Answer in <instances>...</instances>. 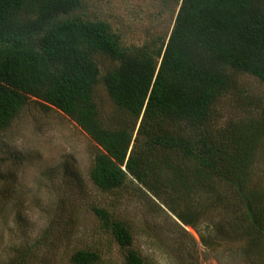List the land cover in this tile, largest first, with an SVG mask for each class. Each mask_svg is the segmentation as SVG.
<instances>
[{
  "label": "trees",
  "instance_id": "trees-1",
  "mask_svg": "<svg viewBox=\"0 0 264 264\" xmlns=\"http://www.w3.org/2000/svg\"><path fill=\"white\" fill-rule=\"evenodd\" d=\"M83 1L0 0V132L31 103L60 111L95 143V187L131 189L151 202L153 195L207 249L213 246L201 230L203 213L191 197L217 193L222 183L238 202L240 226L223 220L211 226L239 235L238 252L264 263V185L250 177L264 143V106L249 101L246 118L229 119L216 138L212 129L218 108L226 113L223 103L244 94L243 76L264 86V0H164L175 4L168 36L139 47L124 46L108 20L80 14ZM98 57L116 66L102 70ZM100 84L122 121L103 120L95 98ZM166 171L173 179L162 183ZM94 212L122 249L121 264L151 263L134 249L125 222L100 207ZM17 254L7 264H38L36 252ZM70 261L102 258L85 249Z\"/></svg>",
  "mask_w": 264,
  "mask_h": 264
},
{
  "label": "rangeland",
  "instance_id": "rangeland-1",
  "mask_svg": "<svg viewBox=\"0 0 264 264\" xmlns=\"http://www.w3.org/2000/svg\"><path fill=\"white\" fill-rule=\"evenodd\" d=\"M83 2L79 13L108 20L126 47L168 36L173 26L174 2ZM96 62L102 70L116 66L106 57H98ZM240 88L242 96L223 103L226 113L218 108L212 120L215 138L230 126L229 119L246 118L249 101L264 106V86L255 78L243 76ZM95 98L106 123L124 119L103 84L97 87ZM126 120L133 121L130 116ZM94 150L95 143L70 118L56 109L45 113L34 103L9 129L0 132V264L9 263L25 250L36 252L38 264H71L72 255L85 249L98 252L101 264H121L123 251L102 226L95 207L106 209L131 228L134 249L150 264H253L238 252L243 244L239 235H221L211 226L222 220L225 225H238L241 210L227 186L220 183L217 193L191 197L192 207L203 213L201 230L213 246L207 249L198 234L149 191L153 202L131 189L105 193L95 187L90 180ZM257 154L250 177L254 184L264 185V143ZM172 179L171 172L166 171L159 181Z\"/></svg>",
  "mask_w": 264,
  "mask_h": 264
}]
</instances>
